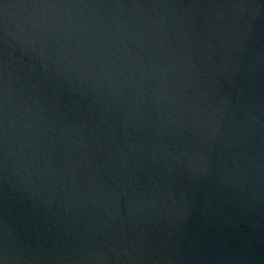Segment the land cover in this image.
<instances>
[{"label": "water", "instance_id": "water-1", "mask_svg": "<svg viewBox=\"0 0 264 264\" xmlns=\"http://www.w3.org/2000/svg\"><path fill=\"white\" fill-rule=\"evenodd\" d=\"M0 264H264V0H0Z\"/></svg>", "mask_w": 264, "mask_h": 264}]
</instances>
